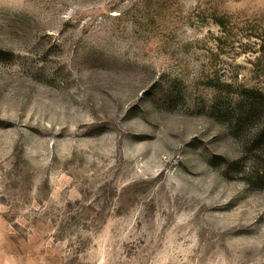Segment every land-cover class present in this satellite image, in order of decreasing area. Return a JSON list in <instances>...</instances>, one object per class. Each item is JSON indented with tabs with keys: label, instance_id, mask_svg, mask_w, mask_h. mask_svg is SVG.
I'll return each instance as SVG.
<instances>
[{
	"label": "rangeland",
	"instance_id": "rangeland-1",
	"mask_svg": "<svg viewBox=\"0 0 264 264\" xmlns=\"http://www.w3.org/2000/svg\"><path fill=\"white\" fill-rule=\"evenodd\" d=\"M263 125L264 0H0V264H264Z\"/></svg>",
	"mask_w": 264,
	"mask_h": 264
},
{
	"label": "trees",
	"instance_id": "trees-1",
	"mask_svg": "<svg viewBox=\"0 0 264 264\" xmlns=\"http://www.w3.org/2000/svg\"><path fill=\"white\" fill-rule=\"evenodd\" d=\"M256 104L255 102H251L247 105V109L245 106V111L244 114L248 115L249 113H254V111L256 112ZM252 115H249V117L247 118V120L251 119ZM252 153H256L255 154V158L254 160L256 161L254 163L253 166V171L257 174L260 175L261 177L264 178V156L260 154V152H262L263 147H264V125L262 128H260L257 133L256 136L252 139Z\"/></svg>",
	"mask_w": 264,
	"mask_h": 264
}]
</instances>
